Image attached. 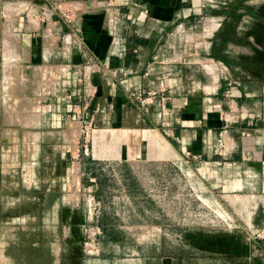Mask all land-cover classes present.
<instances>
[{
	"label": "rangeland",
	"instance_id": "1",
	"mask_svg": "<svg viewBox=\"0 0 264 264\" xmlns=\"http://www.w3.org/2000/svg\"><path fill=\"white\" fill-rule=\"evenodd\" d=\"M12 6L0 7L3 264H264V227L234 223L218 211L216 193L195 159L172 144L169 125L105 130L68 116L67 128H52L61 121L49 107L61 96V69L23 53L19 44L31 22L5 15ZM209 8L202 18L172 25L166 40L179 46L167 49L170 62L184 74H238L251 86L247 117L263 122L264 0H213ZM57 130L61 144L52 143ZM149 132L164 143L139 139ZM69 153L78 157L67 159Z\"/></svg>",
	"mask_w": 264,
	"mask_h": 264
},
{
	"label": "crops",
	"instance_id": "2",
	"mask_svg": "<svg viewBox=\"0 0 264 264\" xmlns=\"http://www.w3.org/2000/svg\"><path fill=\"white\" fill-rule=\"evenodd\" d=\"M212 2L0 0V7L12 4L5 15L34 22L25 26L19 44L29 60L61 69V96L49 102L61 121L52 128H67L68 116L83 127L88 112L105 130L169 125L172 144L195 159L216 193L221 205L211 201L218 211L234 223L264 227V121L247 117L250 84L238 82L236 73L184 74L167 52L179 46L166 40L172 25L202 18ZM40 23L46 27L42 33ZM138 91L137 100L132 95ZM252 125L261 127L246 135ZM57 135L49 141L61 144V130ZM139 139L144 141L141 134Z\"/></svg>",
	"mask_w": 264,
	"mask_h": 264
},
{
	"label": "built area",
	"instance_id": "3",
	"mask_svg": "<svg viewBox=\"0 0 264 264\" xmlns=\"http://www.w3.org/2000/svg\"><path fill=\"white\" fill-rule=\"evenodd\" d=\"M76 33L77 34L80 33L78 29H76ZM141 93H142L141 91H138L137 93L133 94L132 97L133 98L135 97L138 100L142 96ZM151 95H153V94L151 93ZM90 115H91L90 112H88L87 115H86V117L83 119V128H87L88 125L91 126L92 124H94V120H93V118ZM82 134H83V136L84 135L85 136L87 135V137H85V144H83V146H85L86 148H88V145H89V143H88L89 142V136L86 133V131H82ZM76 157H78V154L69 153L68 159H74Z\"/></svg>",
	"mask_w": 264,
	"mask_h": 264
},
{
	"label": "bare ground",
	"instance_id": "4",
	"mask_svg": "<svg viewBox=\"0 0 264 264\" xmlns=\"http://www.w3.org/2000/svg\"><path fill=\"white\" fill-rule=\"evenodd\" d=\"M9 58H10V56H9ZM24 80V79H23ZM22 80V81H23ZM18 83V82H17ZM161 135L158 133V132H155V133H143L142 134V138H143V140H148V141H153V142H160V144H161V142L162 143H164L163 141H162V138L160 137ZM164 148H165V150L168 152V153H170V154H174L173 156H175V157H177V158H179L178 157V155L176 154V153H174V151H173V149L171 148V146L170 145H168L167 143H165L164 145ZM76 172V171H75ZM0 264H3V261L2 260H0Z\"/></svg>",
	"mask_w": 264,
	"mask_h": 264
}]
</instances>
